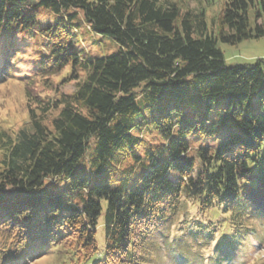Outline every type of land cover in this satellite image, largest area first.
Wrapping results in <instances>:
<instances>
[{"label":"trees","instance_id":"1","mask_svg":"<svg viewBox=\"0 0 264 264\" xmlns=\"http://www.w3.org/2000/svg\"><path fill=\"white\" fill-rule=\"evenodd\" d=\"M212 1L0 0V44L11 46L18 36L40 39L46 53L39 59L50 65L35 74L50 88L40 89L39 77L25 84L21 126L0 129V264L48 256L56 264H156L157 236L186 201L222 215L236 237L254 232L246 223L264 219V60L229 66L218 43L264 37V0H225L209 30ZM41 8L54 17H41ZM79 14L89 32L113 38L119 49L95 57L77 49ZM5 58L0 85L2 75L25 65L10 57L6 73ZM53 76L58 83L51 88ZM71 81L76 88L67 94L61 89ZM141 97L167 106L140 119ZM186 106L195 112L187 115ZM145 125L166 142L167 160L158 163L147 147L151 164L139 181L131 183L128 175L114 187L91 186L76 175L93 138L102 175L117 153L141 162L143 138L134 131ZM59 178L70 180L69 188L51 193ZM104 202L101 252L96 232ZM212 220L205 221L207 229ZM191 226L195 234L204 227L185 220L180 233Z\"/></svg>","mask_w":264,"mask_h":264},{"label":"rangeland","instance_id":"2","mask_svg":"<svg viewBox=\"0 0 264 264\" xmlns=\"http://www.w3.org/2000/svg\"><path fill=\"white\" fill-rule=\"evenodd\" d=\"M224 1L225 0H213L210 6L206 7L209 30L212 29L214 16L222 9ZM190 7L194 9L197 7V4L190 3ZM37 12L45 19L54 17L50 9L41 8ZM259 23L261 22L259 21ZM75 24H79L75 29L77 39L75 45L77 49L83 48L87 54L94 57L108 56L119 49L120 46L113 38L89 32L88 26L81 14L74 20L73 25ZM8 43L9 42L5 41L3 44H0V58L6 59L5 57H8L6 60V73H9V67L12 66L11 62L13 60L9 59L10 57L20 59L25 65H23L24 68H21L22 70H17L19 72L14 71L10 76L2 75L5 78V82L0 85V129L5 130L11 128L16 130L25 119V84H34L40 73L37 75L35 74L38 73V71L50 67V65L39 59L41 57L40 55L46 53L44 47L45 43L40 39L28 40V38L24 36H18L11 42V46H6ZM218 46L222 50L226 63L229 66L237 64L253 65L258 59L264 60V37L245 41L237 46L225 44L220 41ZM27 75L30 76L28 79H26ZM55 76L52 77L51 88H54L58 83V77ZM20 77H22L23 81ZM38 80L40 81V89L45 90L44 88H50L49 85L46 86V84H44L45 78L41 80V77H39ZM75 88V82L71 81L62 87L61 90L70 94L74 92ZM45 93L52 94L53 92L50 91L48 93L46 91ZM171 97L173 99L175 98L174 96ZM153 103L156 104L154 105ZM175 103L177 104L178 102L175 101ZM138 105L142 110V117L140 119H147L150 116H159L162 113V109L167 106L162 101L158 102L156 99L151 100L144 97L139 98ZM182 105L184 104H181V106ZM195 110L196 108L193 106H186L184 108L187 115L193 114ZM201 113L202 118L208 116V114L204 113L202 110ZM210 116H214V113L210 114ZM140 122L142 121L140 120ZM134 134L140 135L143 138L138 152V155L143 157L141 162L137 161L133 156L121 158L118 156L119 153H117L105 164L106 172L105 175H102L98 171V165L94 163L96 144L93 138L84 156L77 164L76 175L88 177L91 181V186L104 184L114 187V180L120 181L128 175H131V183L139 181V178L143 176L151 164L150 160L147 159V147H150L153 151L158 163L167 160L166 142L161 138L154 137L152 133H149L146 125L142 127V132H140V129H137L134 131ZM194 138L197 140L198 135ZM107 176H110V178L107 179ZM70 182V180L67 181L59 178L57 184L49 186L50 192H63V187L69 188ZM191 202L197 207L196 213H189L187 210V203H183L182 207L184 208L185 206V208L176 216V220L172 226L167 228L165 234H159L157 236L156 240L159 242L161 252L154 254L156 264H264V251H261V248L264 247V219L262 220L261 218L248 221L246 226L253 228L254 232L249 230L244 238H239L234 236L232 230L224 225L222 215L213 217L209 213H202L198 205L194 201ZM103 207V215L99 219L96 232V241L101 252L104 251L106 244L104 230L106 202H104ZM181 216H183V219H181ZM211 217L213 219V232L210 234L212 230L207 229L204 223ZM227 217L228 216L224 218L228 219ZM185 220L190 221L192 225L195 223H198L199 226L205 225L204 227L198 228L199 232L196 234H199V236H195L196 234L192 228L193 226L188 227L185 233H180L181 225L184 224ZM173 231L176 232V235L172 234ZM175 244L181 245V248L186 246L181 251H174L172 247L175 246ZM209 250L211 254H209ZM32 264H56V258H50L48 256Z\"/></svg>","mask_w":264,"mask_h":264},{"label":"clouds","instance_id":"3","mask_svg":"<svg viewBox=\"0 0 264 264\" xmlns=\"http://www.w3.org/2000/svg\"><path fill=\"white\" fill-rule=\"evenodd\" d=\"M187 203V210L189 213L191 214H195L196 213V210H197V207L196 205H194L191 201H186ZM181 219H183V216H181ZM175 228V226H174ZM173 235H176V232L173 231L172 233ZM261 251H264V247L261 248ZM209 254H211L210 250H209Z\"/></svg>","mask_w":264,"mask_h":264}]
</instances>
